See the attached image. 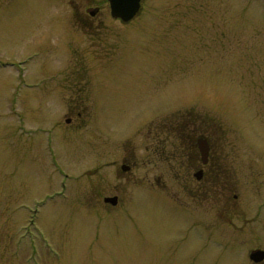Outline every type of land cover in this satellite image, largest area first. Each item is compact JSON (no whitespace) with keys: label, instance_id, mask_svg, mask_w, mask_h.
Wrapping results in <instances>:
<instances>
[{"label":"rangeland","instance_id":"obj_1","mask_svg":"<svg viewBox=\"0 0 264 264\" xmlns=\"http://www.w3.org/2000/svg\"><path fill=\"white\" fill-rule=\"evenodd\" d=\"M7 2L0 264H248L264 247V0H142L128 23L108 0ZM163 125L170 146L149 135ZM200 134L227 172L201 199L166 160Z\"/></svg>","mask_w":264,"mask_h":264},{"label":"flooded vegetation","instance_id":"obj_2","mask_svg":"<svg viewBox=\"0 0 264 264\" xmlns=\"http://www.w3.org/2000/svg\"><path fill=\"white\" fill-rule=\"evenodd\" d=\"M1 1H2V3L5 4L9 0H1ZM16 1L18 3L19 0H16ZM8 3H10V2H7V4ZM9 5H11V4H9ZM100 14H101V7L97 4L89 5L85 8L84 15L90 19H94L97 16H99ZM62 63L63 62L59 63L61 65L59 66L58 69L55 70V72H53L52 76H50V80H51V77L55 78V77L59 76L58 78H60V76L64 75V72H65L67 66L66 67L63 66ZM23 71L25 72V69H23ZM58 78H56L55 80H57ZM48 79L49 78L45 77L44 81L48 80ZM42 83H43V81L40 80L39 82L34 83V85H32V86L37 88ZM170 129L172 130L171 125L170 126L169 125H167V126L163 125L160 129H155L154 131L152 130L149 133V135H150V137L153 138V140H155L156 143L160 144V142H161L164 144V146L166 143L170 146L169 143L172 140ZM200 139L205 140L207 145H208V154H207L205 162L203 160V155H202V153L200 151V147H199V140ZM173 140H176V139L173 138ZM179 140L181 141V145L179 147V150L177 151L176 148H173L174 154L171 155V157H172V158H170L171 160L166 159L168 161V163H170V161H172L173 159L178 160V164H179V166H181V168L179 169L180 173H179V171L176 173L178 175V178H179L178 182H182L185 189H187L188 191L191 190V192L194 193L193 195H195L196 198L201 199V197H203V193L206 194V196L213 197V194H215V193H213V191L218 192L216 189L219 185V177L221 175L227 174V172L224 171L225 169H224V167H222V163L220 162V160L214 156V154H213L214 147L210 143L207 134H200L194 140V142L192 143V148L194 150L193 152L188 150V146L186 143V141H187L186 137L182 136V139L179 138ZM192 148L190 146L191 150H192ZM155 149H156V150H154L155 154H153V155H155L156 157L157 156L161 157L162 160H165V158L160 154V153H164V151H159L158 146H156ZM123 167H125V169ZM131 169H132V166H129V165L124 164V163L121 165V171L123 173L129 172V171H131ZM234 198H236V197L234 196ZM117 204H119V197H118V203ZM249 240H251V239H249ZM259 253H261V254H259ZM263 253H264V247L263 246L257 245V246L252 247V248L250 247L248 252H247V256H246L248 264H264V256L262 258L260 257L261 255H264Z\"/></svg>","mask_w":264,"mask_h":264},{"label":"water","instance_id":"obj_3","mask_svg":"<svg viewBox=\"0 0 264 264\" xmlns=\"http://www.w3.org/2000/svg\"><path fill=\"white\" fill-rule=\"evenodd\" d=\"M111 8V15L114 19H120L122 22H130L138 14L141 8L142 0H108ZM70 122L69 120L67 121ZM200 151L203 155L205 162L208 154V145L205 140H199ZM125 169V167H123ZM106 204L116 206L118 203V197H106L104 199ZM261 254V253H259ZM264 254V253H263ZM264 255H261L262 258Z\"/></svg>","mask_w":264,"mask_h":264}]
</instances>
